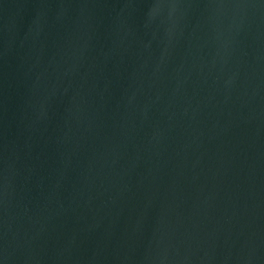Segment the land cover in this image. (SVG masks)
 <instances>
[{
  "label": "water",
  "instance_id": "water-1",
  "mask_svg": "<svg viewBox=\"0 0 264 264\" xmlns=\"http://www.w3.org/2000/svg\"><path fill=\"white\" fill-rule=\"evenodd\" d=\"M0 264H264V0H0Z\"/></svg>",
  "mask_w": 264,
  "mask_h": 264
}]
</instances>
